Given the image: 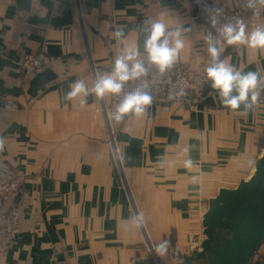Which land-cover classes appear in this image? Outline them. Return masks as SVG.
Masks as SVG:
<instances>
[{
  "label": "crops",
  "instance_id": "0c3cea01",
  "mask_svg": "<svg viewBox=\"0 0 264 264\" xmlns=\"http://www.w3.org/2000/svg\"><path fill=\"white\" fill-rule=\"evenodd\" d=\"M196 15L193 0H0V162L22 177L20 233L0 264H158L163 240L161 264H178L200 249L209 200L248 178L264 150V91L250 111L225 107L211 86L194 106L153 102L144 118L115 126V142L102 109L110 96L84 107L64 98L78 79L92 87L94 69L110 73L124 43L143 53L148 20L190 29L180 61L208 66L213 30ZM246 20L250 32L264 11ZM36 52L53 62L21 86L18 67ZM221 58L264 75V55L251 48L225 45ZM250 264H264V242Z\"/></svg>",
  "mask_w": 264,
  "mask_h": 264
},
{
  "label": "clouds",
  "instance_id": "9594fccd",
  "mask_svg": "<svg viewBox=\"0 0 264 264\" xmlns=\"http://www.w3.org/2000/svg\"><path fill=\"white\" fill-rule=\"evenodd\" d=\"M244 7L250 10L253 16H259L261 11H264V0H244ZM221 14L222 10L219 8L208 9L207 18L214 31L210 30L205 37L210 56V64L205 69L207 78L211 82V88L218 92L222 105L232 110H240L241 105L244 111L254 110L264 91V75H261L259 68L247 72L238 70L229 61L222 59L221 54L227 45L245 46L264 55V23L254 24L249 32V26L243 18L227 20L220 24ZM189 31L190 29L182 25L169 29L160 20L146 21V27L143 29V53L138 44L124 43L114 58L110 73L97 72L92 87L78 79L70 85L65 100L75 102L79 98L80 106L84 107L89 96L104 100L108 96L122 95L114 111L109 113V119L120 123L126 118H144L154 99L148 82L151 67H155L161 76L173 69L182 58L186 48L184 35ZM114 39L118 43L125 40L123 28L115 30ZM129 82H135L136 86L125 92V86ZM186 94L183 88L174 93L170 91L168 100L175 101ZM2 147L0 142V148ZM162 161L163 158L160 163ZM192 166L190 158L184 161L186 169L191 170ZM135 219L138 224L142 223L143 215L138 214ZM169 245V240H163L153 248L155 253L163 258Z\"/></svg>",
  "mask_w": 264,
  "mask_h": 264
},
{
  "label": "built area",
  "instance_id": "2783aa9c",
  "mask_svg": "<svg viewBox=\"0 0 264 264\" xmlns=\"http://www.w3.org/2000/svg\"><path fill=\"white\" fill-rule=\"evenodd\" d=\"M198 12L196 17L209 28L210 22L207 18L209 8H219L222 10L220 16V24L227 20L243 18L247 24L246 14L251 12L244 7V0H239L236 6L228 1L214 2L212 0H197ZM29 11L21 9L19 16L26 18ZM219 26V25H218ZM213 30V29H212ZM214 31V30H213ZM53 62V58L44 52L29 53L25 56L23 63L18 67L19 84L21 86L30 82L37 73L42 70L47 63ZM207 65L204 61L195 63L179 61L176 66L161 76L155 67H151L148 82L150 91L153 95V102L160 103L168 107L172 103L179 102L188 106H194L204 102L209 84L206 75ZM93 73L96 76L95 69ZM136 86L135 82H129L125 86V92ZM181 88L187 93L183 97H179L175 101L168 100L169 92H177ZM122 99L121 96H111L108 105L103 103V111L105 114L108 134L112 142H115V126L119 125L115 120L109 119V113L113 112L115 105ZM22 177L7 162H0V210L6 207L0 221V253H5L11 247L14 240L20 233L21 218L20 208L16 204L14 197L18 191ZM51 264H69L66 260L53 261Z\"/></svg>",
  "mask_w": 264,
  "mask_h": 264
},
{
  "label": "water",
  "instance_id": "95a60500",
  "mask_svg": "<svg viewBox=\"0 0 264 264\" xmlns=\"http://www.w3.org/2000/svg\"><path fill=\"white\" fill-rule=\"evenodd\" d=\"M195 13L198 2L193 0ZM51 64V63H49ZM200 249L178 264H250L264 242V150L248 178L222 187L203 216ZM154 256L161 264L157 254Z\"/></svg>",
  "mask_w": 264,
  "mask_h": 264
},
{
  "label": "trees",
  "instance_id": "16d2710c",
  "mask_svg": "<svg viewBox=\"0 0 264 264\" xmlns=\"http://www.w3.org/2000/svg\"><path fill=\"white\" fill-rule=\"evenodd\" d=\"M210 87V84H209ZM208 92V91H207ZM264 146V144L262 145V147ZM152 264H156L155 260L153 262H151Z\"/></svg>",
  "mask_w": 264,
  "mask_h": 264
},
{
  "label": "rangeland",
  "instance_id": "374dc122",
  "mask_svg": "<svg viewBox=\"0 0 264 264\" xmlns=\"http://www.w3.org/2000/svg\"><path fill=\"white\" fill-rule=\"evenodd\" d=\"M110 100H111V96H110ZM159 105H161L160 103H158Z\"/></svg>",
  "mask_w": 264,
  "mask_h": 264
}]
</instances>
